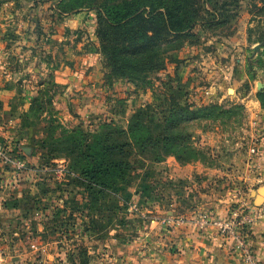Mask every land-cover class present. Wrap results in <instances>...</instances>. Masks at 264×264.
Here are the masks:
<instances>
[{
    "label": "rangeland",
    "instance_id": "obj_1",
    "mask_svg": "<svg viewBox=\"0 0 264 264\" xmlns=\"http://www.w3.org/2000/svg\"><path fill=\"white\" fill-rule=\"evenodd\" d=\"M99 1L87 0L91 4ZM68 3L51 0L47 13L51 23L62 13L90 18L83 26L68 27L66 55L72 66L74 55L81 53L75 44L91 41L89 27L94 26L95 35L96 21L93 8L62 12ZM196 31V38L168 44L165 51L169 53L163 55L165 69L147 74L143 82L113 78L108 84L96 38L90 46L98 57L96 72L85 69L79 73L87 81L75 87L70 84L68 95L64 93L67 87L55 82V69L32 79L29 86L16 88L0 118L5 126L0 133V251L5 248L9 256L28 252L34 248L30 243L40 241L43 249L35 251L45 256L40 264H91L92 250L100 246V252L108 251L105 241L115 238L120 244L140 240L137 248L142 252L146 238L171 237L176 226L190 225L193 215L209 211V169L223 176L215 186L228 195L227 207L236 208L249 199V189L260 182L249 180L246 174L259 147L264 151V9L255 11L252 2L244 0L229 24ZM170 56L177 57L174 63ZM171 98L199 110L195 119L176 129L191 134V145L198 153L189 163L198 164V174L206 178L195 193L197 199L182 204L194 213L170 215L173 202L162 206L161 201L172 198L170 192L161 193L157 186L145 183L142 174L151 165L175 159L164 155L155 162L152 149L133 152L135 162L127 182L109 186L104 195L86 190L84 179L70 168L73 159L62 142L65 132L80 127L95 133L103 121L125 128L136 108L149 104L154 111V107L168 109ZM181 217L184 222L177 223ZM47 254L52 255L51 262Z\"/></svg>",
    "mask_w": 264,
    "mask_h": 264
},
{
    "label": "crops",
    "instance_id": "obj_2",
    "mask_svg": "<svg viewBox=\"0 0 264 264\" xmlns=\"http://www.w3.org/2000/svg\"><path fill=\"white\" fill-rule=\"evenodd\" d=\"M49 3L51 0H0V118L4 117L9 98L15 95L16 88L29 86L28 82L32 79L38 80L40 76H47L50 70L55 69L54 80L67 87L64 92L67 95L70 84L75 87L87 81L85 77L80 78L82 75L79 73L85 69L96 72L98 57L90 49L96 41L94 26L89 27V37L93 42L88 39L86 45L80 41L75 44L78 49L75 51L81 53L74 55L72 66L68 65L66 55L70 39L68 27L74 28L82 23L83 26L90 18L82 13H62L58 17L52 16L55 21L51 23L47 13L51 11ZM101 90L103 92V88ZM4 128L5 126L0 124V133L4 132ZM258 150L246 175L249 180L253 178L260 183L255 189H249V199L246 202L251 203L248 212H259V217L243 229L246 244L254 260L258 264H264V202L255 206L251 196L252 191L264 185L263 147H259ZM199 170L198 164H179L173 157H169L151 165L142 177L148 185L151 183L157 186L159 192H170L173 196L161 200L162 206L168 201L173 202L174 208L173 211H169L170 215L175 213L192 215L193 208H184V210L182 204H192V201L197 199L195 193L199 187L206 184V178L198 174ZM221 177L223 176L209 169V211L207 212L214 218L233 220L234 216L231 213L235 208L227 207L228 195L216 189ZM235 201L239 202L240 198ZM201 213L203 212L190 218V225L176 226L171 237L165 235L146 238L142 252L137 248V241L140 240L134 239L126 244H120L115 238H109L105 241L110 247L108 251L100 252V246L90 251L91 264L93 261H99V264H245L242 251L233 245L231 238L222 235L215 225L209 223L205 228L200 229L194 224L193 220L199 218ZM234 221L237 222V219ZM163 228L165 232L167 227L163 225ZM30 245L32 250L26 252L21 242L20 246L25 252L19 251L11 256L7 254L5 248H1L0 264H40L45 256L41 258L39 253L35 254V251L43 249L42 242H32ZM21 248L18 247L19 250ZM50 257L52 255L47 254L46 259L51 262Z\"/></svg>",
    "mask_w": 264,
    "mask_h": 264
},
{
    "label": "trees",
    "instance_id": "obj_3",
    "mask_svg": "<svg viewBox=\"0 0 264 264\" xmlns=\"http://www.w3.org/2000/svg\"><path fill=\"white\" fill-rule=\"evenodd\" d=\"M243 1L100 0L91 4L69 0L60 10H95V35L110 84L113 78L143 82L147 74L165 69L163 55L169 53L165 51L168 44L196 38L197 29L204 32L224 27L238 16ZM248 1L255 11L264 9V0ZM170 59L174 63L177 57ZM171 102L168 109L154 107V111L149 104L136 108L125 128L103 121L95 133L80 127L63 131L64 150L73 159L70 168L84 179L86 190L104 195L109 186L127 182L126 176L134 167L133 152L142 154L152 149L157 155L155 162L164 155H173L181 164L196 159L191 134L176 129L195 119L199 110L175 98Z\"/></svg>",
    "mask_w": 264,
    "mask_h": 264
},
{
    "label": "built area",
    "instance_id": "obj_4",
    "mask_svg": "<svg viewBox=\"0 0 264 264\" xmlns=\"http://www.w3.org/2000/svg\"><path fill=\"white\" fill-rule=\"evenodd\" d=\"M0 144V155H3V150ZM253 151V150H252ZM251 208V203H247L243 201L239 206L232 210V215L234 219L230 220H221L218 218H214L209 212L202 213L199 218L194 219V224L198 226V228L203 229L207 226V224L212 223L215 225L219 232L222 235H225L233 241V245L242 251V259L244 260L245 264H258L247 244L246 238L244 234V229L246 226L251 225L257 217H259V212L257 213H250L248 212ZM237 219V222L234 221ZM177 223H183V218H179L176 220ZM172 220L170 218L166 219L167 224H171Z\"/></svg>",
    "mask_w": 264,
    "mask_h": 264
},
{
    "label": "water",
    "instance_id": "obj_5",
    "mask_svg": "<svg viewBox=\"0 0 264 264\" xmlns=\"http://www.w3.org/2000/svg\"><path fill=\"white\" fill-rule=\"evenodd\" d=\"M251 196L253 197V203L255 206L261 205L264 202V185L257 190L252 191Z\"/></svg>",
    "mask_w": 264,
    "mask_h": 264
}]
</instances>
